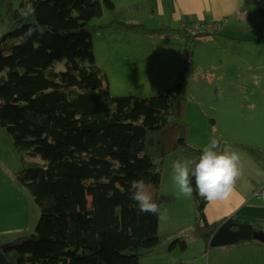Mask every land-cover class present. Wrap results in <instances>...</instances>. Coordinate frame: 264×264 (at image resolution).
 Listing matches in <instances>:
<instances>
[{
  "label": "trees",
  "instance_id": "obj_1",
  "mask_svg": "<svg viewBox=\"0 0 264 264\" xmlns=\"http://www.w3.org/2000/svg\"><path fill=\"white\" fill-rule=\"evenodd\" d=\"M249 1L264 24V0ZM30 2L36 13L25 20V0L18 6L0 0V19L8 26L0 35V126L13 134L22 160L18 179L41 215L33 234L0 243V249L11 264H140L168 234L160 233L156 215L138 212L129 198L131 182L143 179L160 203L167 157L183 150L195 157L202 150L188 141L185 117L192 60L182 56L173 88L116 96L97 62L94 38L114 30L170 35L193 52L218 30L193 35L187 25L95 22L116 9L113 0ZM36 24L47 31L25 42L23 34ZM62 59L65 69L57 68ZM193 198L195 234L208 249L224 221L209 222L207 202L195 192ZM175 245L187 248L181 236Z\"/></svg>",
  "mask_w": 264,
  "mask_h": 264
},
{
  "label": "crops",
  "instance_id": "obj_2",
  "mask_svg": "<svg viewBox=\"0 0 264 264\" xmlns=\"http://www.w3.org/2000/svg\"><path fill=\"white\" fill-rule=\"evenodd\" d=\"M113 1L116 9H107L113 15L111 19L120 18L127 22L142 23L155 28L164 26L182 27L192 22L205 20L218 21L227 14H235V10L243 8L245 4V0ZM247 3H250V1ZM224 21L226 22V19ZM224 27L226 26L223 23L218 33L207 39L218 40L216 36L221 33ZM120 32L122 31H107L98 34L94 38L95 51L97 45H99L97 43L99 38L97 37L102 36L108 42L105 44V47L102 46L101 52L105 53L104 59L99 60L95 52L96 59L100 66L105 69L106 73L122 76L124 78L123 82H132L143 76L141 74L144 72L150 73L151 68L150 64L146 62L147 59H140L141 57L135 54V49H133L131 44L129 45L130 34L125 33L121 35L123 32ZM114 37H123L122 48L113 46L112 41H114ZM143 37H145L144 41L146 43L152 42L154 44L153 42H155L156 46H162L161 50L155 47L157 50L152 54L154 58L151 60L154 61L158 75L170 76L169 80H172L174 74L178 75L183 61L181 51L186 48L183 40L177 36L170 35H144ZM135 39L133 38L132 40ZM203 42L199 46H202L206 41ZM167 45L169 46L168 50L165 49ZM177 48H180L179 53L177 52ZM144 49L146 50V48ZM231 57H222L219 66L224 63L227 68L230 66L229 68L234 73L233 77H230L228 71L217 72L216 69L213 72L212 68H210L213 65V61H211L212 56L209 54H194L188 86L190 89L192 85L191 79L194 76L197 78L196 85L199 83L200 85L196 90L192 91L190 89V95L193 97V108L196 111L195 113L190 112L189 106L186 109L185 117L190 125L188 141L193 146L202 149L210 142L207 141L208 139L215 137L221 140L222 143L227 142L240 150L244 159V175L238 182L235 193L227 201L207 202L205 213L209 222H223L233 218L236 222L252 224L254 230L262 232V235H264V199L253 195L255 190L264 187V84L242 82V68L236 65L232 67L230 64ZM233 57L242 62L240 54ZM253 58L252 56H247L246 60L242 62L243 65L249 69L257 68L256 64L252 61ZM229 78L235 79L225 82ZM191 97L188 100V105L191 102ZM189 118L193 123H191ZM203 119L205 120V126L201 129L198 127L197 122ZM228 120H233V122L235 121L237 124H240V127L235 128V134L238 133L239 137L230 138L224 135V128H221L219 124L223 121L227 123ZM192 137H197L199 141H192ZM205 139H207L206 142L203 141ZM177 159L178 157H175V160ZM12 209L14 210V216L10 219L3 221L0 216V231L17 230V220L19 218L17 217L14 202H12ZM191 213L192 210L190 211ZM160 222L161 225L163 223L162 219ZM5 226H9L7 230ZM171 232L172 230L161 233L174 234ZM244 243L247 244L240 246H236L239 243L228 244L227 246H213L217 247L215 250H209L206 247L204 254L209 251L207 255L208 264L214 263L213 257L218 258L217 264H264V239L252 237ZM204 245L206 246V244ZM174 248L176 247L170 246L169 250L171 252H168L170 255L168 264H177L179 262L190 264L183 255L174 254Z\"/></svg>",
  "mask_w": 264,
  "mask_h": 264
},
{
  "label": "rangeland",
  "instance_id": "obj_3",
  "mask_svg": "<svg viewBox=\"0 0 264 264\" xmlns=\"http://www.w3.org/2000/svg\"><path fill=\"white\" fill-rule=\"evenodd\" d=\"M21 1L22 0H13L15 6H18ZM246 1L247 0H245L243 8H238L237 10H235V14H227L220 19L222 21H215L222 22L226 26L222 28L221 33L216 36L218 40L210 38L206 39V42L204 41L205 43L203 42L204 44L202 46L200 45L194 49L192 58L194 57L195 53L202 55L209 54L210 56H212L211 61H213V65L210 68H212L213 72L216 69L217 72L228 71L230 77H233L234 73L231 68H229L230 66L227 68L225 66V63L219 66L222 57L232 56L230 58V64L232 65V67L236 65L237 67L242 68V82L260 85L264 84V24L262 22V16L255 5L252 3H247ZM243 9H247L249 11L248 16H241L238 14V11ZM1 14H4V12L0 8V15ZM111 18H113L112 13L107 10L103 17L95 19L94 21L105 22ZM224 19H226V22H223ZM190 24H188L187 26H189ZM7 30V24L0 19V35ZM122 32H120L122 33L121 35H124L125 33L130 34L129 45L131 44L133 49H135V54H138V56L141 57L140 59H147L146 62L150 64L151 71L150 73L144 72L143 74H141L143 76H140L132 82H123L124 78H122V76H115L107 73L108 81L111 85V91L113 95L118 96L135 94L138 96H152L166 91L169 88L175 87L178 75L176 76V74H174L172 80H169L170 76L158 75V71L156 70L154 61L151 60L152 58H154L152 54L157 50L155 49V47H158V49L161 50L162 46H156L155 42H153L154 44H152V42L146 43L144 41L145 37H143L144 35L142 34L138 35V33H132L128 31ZM97 38H99V41L97 42L99 45H97V49L95 52L99 57V60H103L105 57V53L101 52L102 46L105 47V44L108 42L102 36ZM122 38L123 37H114V41H112L113 46L122 48ZM133 38L136 39L132 40ZM144 48H146V50ZM168 48L169 46L167 45L165 49L168 50ZM179 49L180 48H177L178 53ZM237 54L241 55L242 62L246 60L247 56L254 57L252 61L256 64L257 68L249 69L248 67L244 66L241 61L237 60L236 57H233ZM66 63L67 61L65 59L57 61V68L65 69ZM218 66L219 68H217ZM234 79L235 78H229L225 82H229ZM191 80L192 85L190 89L192 91L198 89L200 83L196 85L197 78L194 76ZM190 89L188 86V100L191 97ZM188 106L190 108V112L195 113L196 110L193 108V97H191V102L189 105L187 102V107ZM189 120L191 121V123H193L190 118ZM204 122V119L200 122H197L198 127L203 129V127L205 126ZM219 126L221 128H224V135L226 137H239L238 133L235 134V128L240 127V124H237L235 121L233 122V120H228L227 123L223 121L219 124ZM197 137H192V141H199L197 140ZM211 139H205L203 141L206 142V140L210 141ZM33 151V149L27 151V156L31 157L30 154ZM179 158H192V154L188 151L183 150L178 154V159ZM39 159H41L40 156ZM174 161L175 156L167 157L162 168L164 187L162 190L160 203H165L167 205L168 212L167 218L162 219L163 225H160L161 222L159 223L160 233L172 230L171 233L174 234H168L167 238H164L159 243V245H157L153 249V251L143 255L140 264H168L170 259V255L168 252H171V250H169L171 243L178 236H181L185 239L187 248L182 249L181 245L174 246L176 247L174 248V254L183 255V257H185L190 262V264H208L207 255L209 251L204 254L206 250V246L204 245L205 241L195 234V209H197L195 200L193 196L192 198L181 197L179 199H177L176 197L178 188L171 179L172 164ZM21 169V154L16 148L13 134L8 129L0 126V216L3 221L13 217L14 210L12 209V202H14L17 217L19 218L17 220V230L0 231V243H5L8 241H12L18 237L30 236L31 234H33L36 230V226L41 215L40 206L35 202L29 190L25 186H23V184L18 179L17 173ZM194 182L195 180L193 179V183ZM191 210L192 213L190 214ZM189 214L190 217L188 218ZM5 227L7 230L8 227ZM247 241L249 240L247 239L233 244L239 243V245L236 246H240L242 244H247L244 243ZM215 248L217 247L211 246L209 250H215ZM213 260V264L218 263V258L213 257Z\"/></svg>",
  "mask_w": 264,
  "mask_h": 264
},
{
  "label": "clouds",
  "instance_id": "obj_4",
  "mask_svg": "<svg viewBox=\"0 0 264 264\" xmlns=\"http://www.w3.org/2000/svg\"><path fill=\"white\" fill-rule=\"evenodd\" d=\"M35 13L33 3L25 0L23 8L20 9V16L29 20ZM46 31V25L36 24L27 29L22 39L26 42L37 34L43 37ZM243 175L244 159L240 150L213 137L197 156L175 160L172 164L171 179L178 188L177 199L192 198L195 192L200 198L211 203L229 200ZM260 195L264 196V192ZM129 198L137 203L139 213H151L158 219L167 218V205L154 198L150 186L143 179L131 182Z\"/></svg>",
  "mask_w": 264,
  "mask_h": 264
},
{
  "label": "water",
  "instance_id": "obj_5",
  "mask_svg": "<svg viewBox=\"0 0 264 264\" xmlns=\"http://www.w3.org/2000/svg\"><path fill=\"white\" fill-rule=\"evenodd\" d=\"M249 2V0H247ZM184 142V140H183ZM262 232L256 231L253 228V225L250 223L236 222L233 218L225 220L214 234L211 236L210 245L211 246H223L228 244L237 243L241 240H249L252 237H257L264 239ZM0 264H11L0 249ZM177 264H184L179 262Z\"/></svg>",
  "mask_w": 264,
  "mask_h": 264
},
{
  "label": "built area",
  "instance_id": "obj_6",
  "mask_svg": "<svg viewBox=\"0 0 264 264\" xmlns=\"http://www.w3.org/2000/svg\"><path fill=\"white\" fill-rule=\"evenodd\" d=\"M238 14L241 16H248L249 11L247 9H243L238 11ZM223 25L222 22H215L212 20H205V21H198L193 22L188 26V31L193 35H200V34H211L214 31H217ZM181 56L192 60V52L185 48L181 51ZM264 192V187L258 188L254 191L253 195L259 196L260 198L264 199V196H261L260 193Z\"/></svg>",
  "mask_w": 264,
  "mask_h": 264
}]
</instances>
